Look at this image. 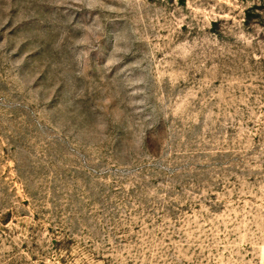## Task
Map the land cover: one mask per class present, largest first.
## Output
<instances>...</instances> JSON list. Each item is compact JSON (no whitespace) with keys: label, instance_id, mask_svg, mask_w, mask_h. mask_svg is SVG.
Instances as JSON below:
<instances>
[{"label":"rangeland","instance_id":"374dc122","mask_svg":"<svg viewBox=\"0 0 264 264\" xmlns=\"http://www.w3.org/2000/svg\"><path fill=\"white\" fill-rule=\"evenodd\" d=\"M0 264H264V0H0Z\"/></svg>","mask_w":264,"mask_h":264}]
</instances>
